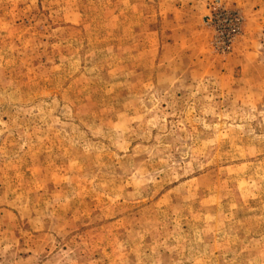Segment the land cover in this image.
I'll return each mask as SVG.
<instances>
[{"label":"rangeland","instance_id":"obj_1","mask_svg":"<svg viewBox=\"0 0 264 264\" xmlns=\"http://www.w3.org/2000/svg\"><path fill=\"white\" fill-rule=\"evenodd\" d=\"M0 264H264V0H0Z\"/></svg>","mask_w":264,"mask_h":264}]
</instances>
